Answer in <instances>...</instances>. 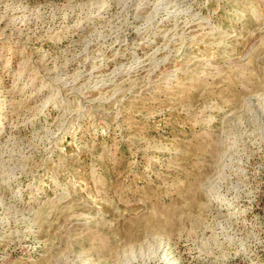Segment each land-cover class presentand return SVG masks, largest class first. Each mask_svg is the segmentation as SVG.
<instances>
[{
	"label": "rangeland",
	"instance_id": "374dc122",
	"mask_svg": "<svg viewBox=\"0 0 264 264\" xmlns=\"http://www.w3.org/2000/svg\"><path fill=\"white\" fill-rule=\"evenodd\" d=\"M0 264H264V0H0Z\"/></svg>",
	"mask_w": 264,
	"mask_h": 264
}]
</instances>
